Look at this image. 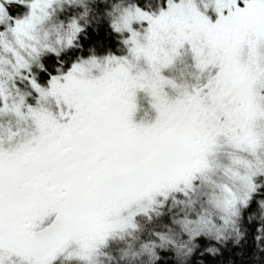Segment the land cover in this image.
I'll return each mask as SVG.
<instances>
[{
	"label": "snow or ice",
	"instance_id": "6c2138e0",
	"mask_svg": "<svg viewBox=\"0 0 264 264\" xmlns=\"http://www.w3.org/2000/svg\"><path fill=\"white\" fill-rule=\"evenodd\" d=\"M0 264H264V0H0Z\"/></svg>",
	"mask_w": 264,
	"mask_h": 264
},
{
	"label": "rangeland",
	"instance_id": "374dc122",
	"mask_svg": "<svg viewBox=\"0 0 264 264\" xmlns=\"http://www.w3.org/2000/svg\"><path fill=\"white\" fill-rule=\"evenodd\" d=\"M177 77L179 76V72L176 73Z\"/></svg>",
	"mask_w": 264,
	"mask_h": 264
}]
</instances>
